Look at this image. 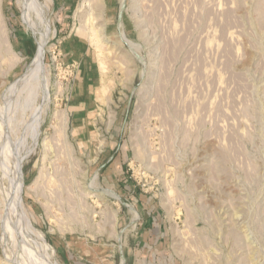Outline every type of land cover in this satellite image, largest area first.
Listing matches in <instances>:
<instances>
[{"label":"rangeland","instance_id":"rangeland-1","mask_svg":"<svg viewBox=\"0 0 264 264\" xmlns=\"http://www.w3.org/2000/svg\"><path fill=\"white\" fill-rule=\"evenodd\" d=\"M29 1L0 0V264H264V0Z\"/></svg>","mask_w":264,"mask_h":264},{"label":"crops","instance_id":"crops-1","mask_svg":"<svg viewBox=\"0 0 264 264\" xmlns=\"http://www.w3.org/2000/svg\"><path fill=\"white\" fill-rule=\"evenodd\" d=\"M79 59L80 66L77 81L74 84V98L71 108L73 110L77 109V111L79 109H81L80 111H85L91 107L90 102L98 98L95 93L99 88V73L93 66V62L88 55ZM79 59L77 57L76 61Z\"/></svg>","mask_w":264,"mask_h":264},{"label":"bare ground","instance_id":"bare-ground-1","mask_svg":"<svg viewBox=\"0 0 264 264\" xmlns=\"http://www.w3.org/2000/svg\"><path fill=\"white\" fill-rule=\"evenodd\" d=\"M22 1V3H26V1L27 0H24V2H23V0H21ZM29 1V0H28ZM33 1V0H32ZM29 2H31V1H29ZM35 2V1H34ZM33 3V2H32ZM31 3V4H32ZM28 5H30L29 3H27ZM26 4V5H27ZM33 4H35V3H33ZM31 5V7L32 6H34V5ZM23 5V4H22ZM27 5V7H29ZM36 5V4H35ZM24 7V6H23ZM38 7H40V6H38ZM37 6H36V8H38ZM34 8V7H33ZM41 8V7H40ZM32 9V8H31ZM35 9V8H34ZM39 9V8H38ZM24 10H25V7H24ZM28 11V10H27ZM34 11H36V10H34ZM39 11H40V9H39ZM38 12V11H37ZM42 12V11H41ZM41 12H40V14H41ZM26 13V12H25ZM35 14V13H34ZM40 16V15H39ZM42 16V15H41ZM28 17V16H27ZM30 17H28V19H29ZM29 21H31L30 19H29ZM35 22V21H34ZM34 25H35V23H34ZM35 26H37V25H35ZM42 32V31H41ZM43 34V33H42ZM41 34V35H42ZM42 37V36H41ZM41 37H40V39H41ZM45 40V39H44ZM41 41V40H40ZM39 41V46H38V50H37V53H36V55H35V57H34V60H35V62H36V64H35V66H33V68H31V70H29V71H27L25 74V78H26V81H28V83L29 84H26L27 86H28V92H29V96H31L32 94H35V92H36V90H37V88L40 86L39 85V78H38V73H40L41 72V69H42V62H43V57H44V51H45V44L41 41L40 42ZM47 41V40H46ZM45 42V41H44ZM44 63V62H43ZM23 77H24V75H23ZM21 83V82H20ZM25 83V82H24ZM23 83V84H24ZM26 86V87H27ZM18 162H20V159H19V161ZM22 165V164H21ZM18 167H20V166H18ZM17 169V168H16ZM15 170V169H14ZM15 172V171H14ZM18 174H19V183L18 182H16V184H17V188H18V190H17V188H16V190H15V194H16V192L18 193V198H19V203L20 202H22L21 201V192H22V189H23V179H22V174H21V172H20V169H19V171H18ZM15 180H16V178H15ZM13 185V184H12ZM14 190V189H13ZM1 192V191H0ZM12 192V191H11ZM104 193H106V194H109V195H111V196H115L111 191H103ZM14 195V194H13ZM16 196V195H15ZM14 196V197H15ZM10 197V196H9ZM13 197V198H14ZM17 198V199H18ZM8 199V198H7ZM11 200H12V198H10ZM15 199V198H14ZM23 200V199H22ZM10 201V200H9ZM9 201H7V202H9ZM12 205V204H11ZM21 205V204H20ZM12 207V206H11ZM17 213V212H16ZM22 214H24V213H22ZM11 215L12 214H10V218H11ZM15 220V219H14ZM20 221V220H19ZM6 225L8 226V224H7V221H6ZM17 226V225H16ZM7 228V227H6ZM15 228V227H14ZM18 228V227H17ZM7 229H9V228H7ZM15 230V229H14ZM32 230V229H31ZM17 231V230H16ZM33 231V230H32ZM6 232H7V230H6ZM13 233V232H12ZM21 233H22V231H21ZM24 233V232H23ZM9 234V233H8ZM18 235H21V234H18ZM22 236V235H21ZM20 236V237H21ZM25 236V235H24ZM22 238V237H21ZM20 238V239H21ZM43 240V239H42ZM41 240V241H42ZM40 241V242H41ZM43 249L45 250V252L46 251H48L49 249H50V247L46 244V243H43ZM47 258H48V260H49V262H50V264H56V261L53 259V258H50L48 255H47ZM50 258V259H49ZM49 262H47V263H49Z\"/></svg>","mask_w":264,"mask_h":264},{"label":"water","instance_id":"water-1","mask_svg":"<svg viewBox=\"0 0 264 264\" xmlns=\"http://www.w3.org/2000/svg\"><path fill=\"white\" fill-rule=\"evenodd\" d=\"M125 203V202H124ZM127 204V203H126Z\"/></svg>","mask_w":264,"mask_h":264}]
</instances>
